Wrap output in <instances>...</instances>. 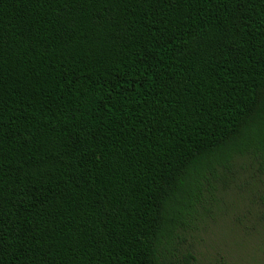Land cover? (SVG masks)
I'll use <instances>...</instances> for the list:
<instances>
[{
	"label": "trees",
	"instance_id": "obj_1",
	"mask_svg": "<svg viewBox=\"0 0 264 264\" xmlns=\"http://www.w3.org/2000/svg\"><path fill=\"white\" fill-rule=\"evenodd\" d=\"M248 160L264 0H0V264H194Z\"/></svg>",
	"mask_w": 264,
	"mask_h": 264
},
{
	"label": "rangeland",
	"instance_id": "obj_2",
	"mask_svg": "<svg viewBox=\"0 0 264 264\" xmlns=\"http://www.w3.org/2000/svg\"><path fill=\"white\" fill-rule=\"evenodd\" d=\"M211 214L184 235L194 264H264V178L242 161L219 187Z\"/></svg>",
	"mask_w": 264,
	"mask_h": 264
}]
</instances>
